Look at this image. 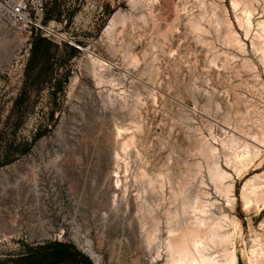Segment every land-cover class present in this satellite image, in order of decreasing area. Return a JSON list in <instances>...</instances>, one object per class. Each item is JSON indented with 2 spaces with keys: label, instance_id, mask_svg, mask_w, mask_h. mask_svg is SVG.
<instances>
[{
  "label": "rangeland",
  "instance_id": "374dc122",
  "mask_svg": "<svg viewBox=\"0 0 264 264\" xmlns=\"http://www.w3.org/2000/svg\"><path fill=\"white\" fill-rule=\"evenodd\" d=\"M45 8L55 48L33 55L32 36L0 16V264L47 241L90 247L93 264H163L140 225L150 210L164 229L173 207L168 186L144 192L158 173L210 201L231 238L224 264H262L264 0Z\"/></svg>",
  "mask_w": 264,
  "mask_h": 264
},
{
  "label": "bare ground",
  "instance_id": "6f19581e",
  "mask_svg": "<svg viewBox=\"0 0 264 264\" xmlns=\"http://www.w3.org/2000/svg\"><path fill=\"white\" fill-rule=\"evenodd\" d=\"M247 13L249 14V12H247ZM119 22H123V20L122 21L120 20ZM196 24H197V22H196ZM110 25H111V23H110ZM194 25H195V21H194ZM96 64H99L100 67H104L105 66L102 61H100L98 59L97 60L96 59H92V65L96 66ZM101 70H103V69H101ZM96 71H94V72L96 73ZM101 72L102 71H100V73ZM104 78H106V77H104ZM110 81H111V79H110ZM113 81H114V79H113ZM259 121H261V119ZM263 123H264V121H263ZM259 131L261 132L260 129H259ZM260 132H256V133H260ZM116 135L121 137L122 136V132L118 131ZM122 138H124V137H122ZM260 140L261 139H259V141ZM236 142H238V140ZM224 143H225V141H224ZM232 143H234V142H232ZM226 144H227V142H226ZM248 144H250V143H248ZM134 145L135 144L133 143V139L132 138H128L126 141H124L122 143L121 149H122V151L125 154H127L129 152V150L133 148ZM222 145H223V143H222ZM232 146H233V144H232ZM221 147H224V146H221ZM229 147H231V145ZM233 148H234V146H233ZM242 150L243 149H241L240 151H242ZM256 151H257V149H256ZM227 152H230V149H229V151L227 150ZM208 153H210V152H208ZM118 156H119L118 154L115 155V161H114L115 163L118 161ZM209 157H210V155H209ZM205 158H207V157H205ZM249 160H250V158H249ZM240 161H242V159ZM214 163H216V162H214ZM231 164H232V162H231ZM231 164H230V166H232ZM230 166H228V167H230ZM209 168H211V167H209ZM209 174H210V177H211L212 181H214L217 184L219 182L220 177H221L220 172L215 171V170H211ZM141 175H142V178H144L146 176V174L144 172ZM147 179H148L149 188L146 189V187H145L144 192H146V190H150V192L163 191V189L168 186L169 192H170V199H171L170 204L173 207L168 209V211L166 212L164 229L162 228L161 222L158 219H156L155 217H152V211L146 210V215L148 216V221H149V224H150L149 228H146V226H147L146 218L145 219L142 218L141 221H140L141 229L145 231V235H144V244H145V246L146 247H153L154 246L155 250H156V254H157L156 258L157 259L163 258L164 259V261H163L164 263L163 264H224L225 263V262H223L224 258L220 259V257H222V256H219L217 254V250L219 248H222L223 246L227 245L230 242L229 240L231 238L229 239V235L223 232V224L221 223L222 221L217 219V218H220V217L215 218L212 215V213H211V211L209 209L210 206H211V204L209 203L210 201L202 203V202H200V198L198 196H196L194 199L185 197L187 185L186 184H182L180 186H176L175 183L172 181V179H171V177L169 176L168 173H158L155 176V178H150L148 176ZM226 180H227V178H226ZM246 184H247V182H246ZM215 189H217V188H215ZM259 192H261V191H259ZM257 194L259 195L261 193L257 192ZM244 196H246V195H244ZM229 199H228V201H229ZM221 218H223V217H221ZM224 220H226V219H224ZM159 233H163L164 238H160V236L158 235ZM232 235H231V237H232ZM256 240H258V239H256ZM232 243H233V241H232ZM255 245H256V243H255ZM86 253H87V255L90 256V258L92 260L98 262L97 256L95 255V253L92 251V249L90 247L86 248ZM259 261H260V259H259ZM254 263L256 264V262H254ZM262 264H264V262Z\"/></svg>",
  "mask_w": 264,
  "mask_h": 264
},
{
  "label": "trees",
  "instance_id": "16d2710c",
  "mask_svg": "<svg viewBox=\"0 0 264 264\" xmlns=\"http://www.w3.org/2000/svg\"><path fill=\"white\" fill-rule=\"evenodd\" d=\"M31 54L42 53L47 48L55 46L41 32L32 33ZM93 264L86 254L82 253L72 243L62 241H47L31 247L29 254L17 258L12 264Z\"/></svg>",
  "mask_w": 264,
  "mask_h": 264
},
{
  "label": "built area",
  "instance_id": "2783aa9c",
  "mask_svg": "<svg viewBox=\"0 0 264 264\" xmlns=\"http://www.w3.org/2000/svg\"><path fill=\"white\" fill-rule=\"evenodd\" d=\"M45 0H0V16L8 23L27 31L46 33L53 36V32L44 25ZM71 46L81 50L74 42Z\"/></svg>",
  "mask_w": 264,
  "mask_h": 264
},
{
  "label": "water",
  "instance_id": "95a60500",
  "mask_svg": "<svg viewBox=\"0 0 264 264\" xmlns=\"http://www.w3.org/2000/svg\"><path fill=\"white\" fill-rule=\"evenodd\" d=\"M87 256H89V255H87ZM89 258H90V256H89ZM91 259V258H90Z\"/></svg>",
  "mask_w": 264,
  "mask_h": 264
}]
</instances>
